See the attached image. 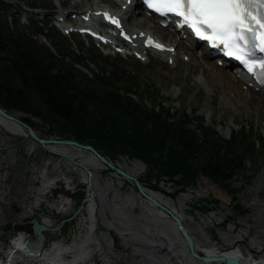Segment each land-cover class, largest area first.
<instances>
[{"label": "rangeland", "instance_id": "374dc122", "mask_svg": "<svg viewBox=\"0 0 264 264\" xmlns=\"http://www.w3.org/2000/svg\"><path fill=\"white\" fill-rule=\"evenodd\" d=\"M121 1L124 0H31L30 3L36 4L37 9H34L26 0H14V14L8 19L11 25L19 21L31 30L34 27L30 19H41L44 24L51 21L57 27L55 23L60 24L61 20L58 18H62L73 28L71 17L74 15H80L88 8L100 9V6L105 5L123 12L125 7ZM40 7L48 8L42 10ZM133 20L126 21L128 28L133 27ZM64 27L61 29L58 26L56 29L66 36L65 43L73 48L69 49L76 51L77 56L71 54L73 61L77 62L79 55L87 62L93 61H90V69L76 65L82 75L93 77V71L100 72L101 67H104L108 71L119 70L129 77L133 76L138 85V96H142L148 106L154 105L158 109L162 104L172 110L186 109L191 119L195 116L198 120L203 118L204 125L212 127L224 141L231 137L233 129L240 131L241 125L252 126L254 142L261 139V134L264 135V105L261 100L251 98L242 84L240 90L243 92L242 98L247 101L246 105L239 102L235 89L225 93L222 88L224 84L216 82L221 90L215 94L213 84L201 72L188 71L190 61L186 62L182 56L179 64H183L184 68L179 75L175 73L179 68L175 69L176 65H172L166 53L154 54V51H150L147 53L148 57L143 54V59L136 57H141L138 52L131 56L124 51L117 53L116 47L111 48L108 53L93 38L79 35L77 29L69 31ZM102 28L106 29L104 26ZM138 30L143 31L144 36L147 33L159 37L164 43L175 44L179 51L175 42H178V36L173 41L163 39L150 25H141ZM116 34L117 32L109 36H113L115 40ZM38 39L50 45L43 35ZM186 42L187 45H184L188 47L189 41ZM201 50L200 47L197 52L201 53ZM183 57L190 58L189 54H184ZM211 60L212 65L217 64L215 59ZM206 63L208 74L214 75L215 70H211ZM152 94L154 96L151 97ZM250 101L259 103V107L249 105ZM11 113L20 119L30 117L35 124L33 130L41 139H67H62L57 133L48 132L49 127L39 117L15 110ZM190 126L197 128V122H191ZM24 129L29 133L26 126ZM15 133L14 125L0 124V264H9L8 257L13 260L12 264H34L26 252L15 249L11 251V244L14 237L21 238V235L30 242L37 241L36 220H40L47 227L43 232L46 240L42 246L44 249L41 262L197 264L192 260L190 250L188 252L185 249L172 214L148 200L136 186L134 178L142 181L147 179V166L143 161L118 156L112 161L115 168H104L103 161L86 148H74V145L65 143L43 145L38 140ZM239 152L243 153L240 150ZM244 154L252 163L249 162L247 169L239 172L228 188L206 176L199 178L197 187L181 189L184 191L175 195L173 193L176 190L171 187H175L173 183L160 184L168 193L154 191L149 184L144 186L159 195L162 199L161 205L171 211L175 210L178 217L184 218L185 224L192 223L193 228L200 229L211 248L214 247L213 250L220 253L232 248L233 244H225V239L229 238L237 241L236 248L251 249L253 261H258L264 256V230L258 232L261 238L257 243L252 241L251 230L256 220L264 215V142L255 156L250 152ZM116 168L122 169L129 176L118 173ZM238 187L241 190L235 194L232 188ZM83 190L86 191L85 198L88 201L84 206H79L76 195ZM232 196L238 197L248 209L244 215H238ZM205 198L212 199L211 203L207 205ZM258 209L259 213L256 212ZM259 224L264 229V220ZM256 229L258 231L260 228ZM53 242H57L54 247ZM197 247L204 248L199 242ZM179 255L183 257L180 258Z\"/></svg>", "mask_w": 264, "mask_h": 264}, {"label": "trees", "instance_id": "16d2710c", "mask_svg": "<svg viewBox=\"0 0 264 264\" xmlns=\"http://www.w3.org/2000/svg\"><path fill=\"white\" fill-rule=\"evenodd\" d=\"M13 1L0 0V106L4 110L39 117L49 127L48 132L91 145L110 162L118 156L143 161L147 179L138 180L161 193L167 192L162 182L173 183L175 195L184 191L181 189L197 187L202 176L228 188L252 163L244 153L255 156L264 142L263 134L253 141L252 126L233 129L224 141L212 127L204 125L203 118L191 119L186 109L148 106L138 96L133 76L104 67L93 71V77L82 75L76 65L90 69L93 61L79 55L74 62L71 54L76 55V51L48 21L44 24L30 19L31 30L19 21L9 23ZM30 1L26 0L27 4ZM42 35L50 45L39 41ZM21 120L34 128L30 117ZM193 121L197 128L190 126ZM232 190L237 194L241 188ZM85 192L76 195L79 206L85 205ZM205 199L207 205L211 203L212 199ZM232 199L238 215H244L248 209L238 197Z\"/></svg>", "mask_w": 264, "mask_h": 264}, {"label": "bare ground", "instance_id": "6f19581e", "mask_svg": "<svg viewBox=\"0 0 264 264\" xmlns=\"http://www.w3.org/2000/svg\"><path fill=\"white\" fill-rule=\"evenodd\" d=\"M104 1H106V0H104ZM109 1H113V0H109ZM132 1L135 2V3L138 2V0H132ZM121 2H122V6H124L125 1H121ZM99 10L100 9H94V10H92V9L88 8L85 12H82V14L77 15V16L74 15L73 17H71L72 18V21L71 22L73 24V28L76 27V28L79 29V27L77 26V24L79 26L82 24V21L85 18L83 16H89L92 19H95V18L97 19L98 17H100V15H98L100 13ZM135 10H136V12H134L133 5H130V6L127 7L126 12L123 14L122 11L114 12V10H112L111 8H109V11H111L112 13L117 14V18L119 19V23H121L123 25V27L121 29H119L118 32H117L116 39H115L117 43H116L115 46H111L112 48H114V47H121V48H123V51L127 55H132L134 52H138V54H142V52H143L148 57V54L147 53L150 52L149 51L150 49H147L145 47V45H144V42L147 39V36L144 38V40H143L142 43H141V40H140V45L139 46H137L135 44V46H136L135 48L134 47H131L133 50H131L130 47H128L127 44H121L120 43L122 41L121 40V37H120V33L122 31L128 32L132 37H134L135 35H139V34H141L140 35V38L142 36H144V34L142 33L143 31L138 30V27L141 26V25H150L159 35H161V37L163 39H167L169 41H173V39L176 38L175 37L176 36V33H174L171 28L161 27L157 22H155V20H154L153 17L147 16L144 12L140 11L139 8H136ZM69 17H70V15L67 18H69ZM132 18L134 19L133 20V24L134 25H133V27H131L132 28L131 29V28H128V26L126 25V21H128L129 19H132ZM64 20L65 19H63V21ZM101 25H98V24L92 25L90 29L94 30L95 28L98 27L99 29L102 30V27L103 26H101ZM65 28H68L70 30L71 26L66 24V27ZM104 31H105V29H104ZM146 34L147 33H145V35ZM109 35L110 34H108L107 36H109ZM109 37L110 38L111 37L113 38V36H109ZM108 42H109V45H111L113 43V41L110 40V39H108ZM175 42L178 44L177 46L179 47V51L180 52L177 51V48L175 47V44H172V43L167 44V43H164L163 42V44L167 47V49L165 50L166 51L165 53L169 56V60L172 61V65H176L175 69H178L179 68V70H177V72L175 71V73H177V74L180 75L181 74L180 73L181 70L184 68L183 64H179V58H180V56H182V58H184V60H186V62H189L190 61L189 66H187L188 71H190L191 73H199V72H201L206 77V80L209 81L211 84H213V92L215 94H217L221 90V89L218 88V84L217 83L224 84V87L222 85V88H224L225 93L228 92V90H234L235 89L236 90L235 91V95L238 96L237 98H238L239 102H241L244 105H246V102L247 101L244 98H242L243 97V92L240 90V84H242L245 87V89L249 91L251 98L254 97V98L258 99V100H261L262 101V104L264 105V88L257 87L254 84L252 85V84H250V82H248V81H246V80H244V79L236 76L235 73L233 72V70L230 69V68H228V65L227 64L225 66L224 65L219 66L216 63L212 65V62L211 61H213V60H211V55H210V53L208 51L204 50V48H202L201 53H198L197 50H196V48L193 46V44H190L187 47V46L184 45V44L187 45L186 41H184L182 39L181 40H178V42L177 41H175ZM105 44H107V43H105ZM173 49L177 53H175V51L172 52ZM184 54H189L190 58L186 59L185 57H183ZM205 62L208 63V65L210 66L211 70L212 69L215 70L216 73L214 75H211L210 76V74H208L209 73V71H208L209 69L206 68ZM257 93H262V95L257 94ZM239 102H238V104H239ZM249 105H257V107H259L260 104L259 103H256L255 101H250L249 102ZM7 113L9 114V116H5L2 113H0V124H4V125H10V124H12L16 128V133L15 134H22L25 137L33 138L34 140H36L32 135H30L24 129V126L19 121V120H21L19 118V116L15 115V114H12L10 112H7ZM8 127L10 128V126H8ZM11 129H12V127H11ZM36 135L38 137H40V135H38V133H36ZM40 143L43 144V145H49V144L58 145V144H63V143H58V142H51V143L50 142H48V143H42V142H40ZM62 147H63V145H62ZM74 148H80V147L79 146H74ZM102 165H103L104 168H109V167L110 168H113V167H111L107 163H103ZM128 179H131V178H128ZM193 192H196V191H193ZM142 194L146 198H148V197L145 194L153 197L159 203L162 200L159 197L158 194H155L153 191H150L147 188H143ZM185 196H186V194H185ZM192 196L193 195H190V197H192ZM252 204L253 205H258V203H252ZM256 212L259 213L260 212L259 209ZM180 218H181V221L183 223V229H179L177 227V225H175V226L177 228V231L181 235V237H182V239H183V241L185 243V246H186L185 249H187L188 252H189L190 249H189V247L187 245V239H186V237L184 235V232H186L187 235L190 236V238L193 240L194 248L197 251L199 250L198 252L201 255H204V254H206L207 256L208 255H210V256L216 255V256H219V257L220 256H223V255H226L228 257L239 256V257H241V263L242 264H264V256L261 259H259L258 261H253L254 259L251 256V254L253 253V251L251 249H249V248H245V249L236 248L235 245L237 244V241L236 240H230L229 238H226L225 239V241H226L225 244H227V245L228 244H233V247L232 248L227 249V250H223L220 253L217 252L215 249L213 250L214 247L211 248L212 246L209 244V241L206 239L205 235L202 233V231L200 229L193 228L192 223L185 224L184 223V218H182V217H180ZM263 220H264V215H262V217L260 219H257L256 220L255 225L252 227V230H254V231L251 230V233H252V241H256V243L261 238V235L258 234V232L264 230L263 227H262V225L259 224ZM188 221H190V220H188ZM257 227L260 228L258 231L256 229ZM249 229H251V228H249ZM32 235H33V232L31 231L30 232V236H32ZM243 236H245V235H243ZM26 240H28V239H26ZM45 240H46V237H45V239L43 240V242H42V244L40 246L41 247L40 248V253H37V256H35V257H33L31 259V261L34 262V264H36L37 262L40 261L39 256H41L42 253H43L41 249H42V246H43ZM28 242L29 241H27L26 244H28ZM35 242L36 241L30 242V243L31 244H34ZM197 242L202 243L203 246H204V248L202 247L203 249H200L199 247H197ZM18 243L20 245H23L24 244V241L21 240V239H18ZM11 248L13 249V248H15V246L13 245V246H11ZM18 248H21V249H17V250H23L24 249L23 247H18ZM168 253L170 254V252H168ZM190 256H191L192 260L195 261L197 264H224L223 261H216V262H212V263H205V262H203V260L201 258H196V257H194L192 255H190ZM66 257H70V256H66ZM179 257L182 258L183 255H179ZM22 262L24 263L25 261H22ZM12 263H13V260L10 259L9 260V264H12ZM44 264H50V263H44Z\"/></svg>", "mask_w": 264, "mask_h": 264}, {"label": "snow or ice", "instance_id": "6c2138e0", "mask_svg": "<svg viewBox=\"0 0 264 264\" xmlns=\"http://www.w3.org/2000/svg\"><path fill=\"white\" fill-rule=\"evenodd\" d=\"M147 8L179 18L196 37L223 46L225 55L235 58L264 85V0H143ZM117 27L119 21L112 19ZM151 44V40H149ZM156 48H162L156 44Z\"/></svg>", "mask_w": 264, "mask_h": 264}, {"label": "water", "instance_id": "95a60500", "mask_svg": "<svg viewBox=\"0 0 264 264\" xmlns=\"http://www.w3.org/2000/svg\"><path fill=\"white\" fill-rule=\"evenodd\" d=\"M0 113H2L3 115L5 116H9V114L7 113L6 110H4L1 106H0ZM20 123L24 126H26L28 129H29V133L36 139L38 140L39 142H42V143H47V142H59V143H65V144H69V145H74V146H79V147H83V148H86L90 151H92L94 154L97 155V157L103 161L104 163H107L109 164L111 167H114L112 163H110V161H108V159L103 156L102 154H100L93 146L91 145H83L81 143H79L78 141L76 140H46V139H41L40 137H38L34 132L33 128L28 125L27 123H25L24 121L22 120H19ZM116 170L118 171V173L124 175V176H129L125 171H123L122 169H119V168H116ZM134 181L136 183V186L138 187V189L140 191L143 192V186L141 185V183L139 182L138 179L134 178ZM148 199H150V201H152V203H154L155 205H158V201L156 199H154L153 197L145 194ZM176 219V222L178 224V227L180 229H183V223L181 222V220L177 217H174ZM36 225L38 227V235H39V241L37 243V246L35 249H33L34 252H37L44 240V237L42 236V231L44 229H46L45 226L41 225L38 220H36ZM184 235L187 239V244L189 246V249L191 251V253L196 256V257H199L203 260V262L205 263H211V262H216V261H223L224 264H242L241 263V257L239 256H235V257H228L226 255H223V256H201V255H198L196 252H195V249H194V243H193V240L190 238V236L187 235L186 232H184Z\"/></svg>", "mask_w": 264, "mask_h": 264}]
</instances>
